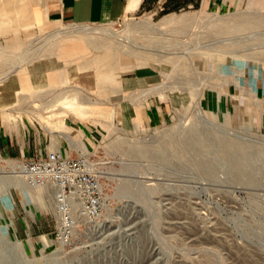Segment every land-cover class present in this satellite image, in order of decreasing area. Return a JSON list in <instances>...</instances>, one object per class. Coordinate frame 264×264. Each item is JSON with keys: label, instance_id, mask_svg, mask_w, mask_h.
<instances>
[{"label": "rangeland", "instance_id": "obj_1", "mask_svg": "<svg viewBox=\"0 0 264 264\" xmlns=\"http://www.w3.org/2000/svg\"><path fill=\"white\" fill-rule=\"evenodd\" d=\"M23 7L17 0H0L3 11ZM243 11L264 18V0L249 5L227 0L217 9L181 4L170 12V27L158 23V13L143 10L112 23H63L12 45L0 39V77L11 73L1 85L12 84L10 78L30 65L59 58L68 44L86 56L110 52L132 64L145 61L167 76L190 73V78H153L152 84L110 99L77 82L13 89L12 99L0 104V121L12 134L30 122L52 132L69 131L86 142L85 154L95 159L106 206L98 223L82 228L66 244L57 243L53 210L23 195L15 184L26 185L15 172L17 160L0 157V264H264V78H239L237 71L248 77L245 71L252 65L264 70V23L225 35L235 27L233 16ZM82 26L92 29L71 31ZM58 29L71 32L53 37ZM200 44L213 47L197 48ZM205 56L213 64L207 71L201 64ZM199 70L206 78L195 76ZM78 84L76 102L61 101L68 85ZM151 91L160 94L165 112L152 123L141 116L134 120L130 110L144 112ZM233 99L242 108L236 110ZM81 100L93 103L82 105ZM84 127L98 137L79 135ZM180 132L187 137L184 143ZM70 147L72 156L82 153ZM146 151L154 152L155 159ZM242 167L249 175L240 171L245 176L239 177ZM8 223L6 236L3 226Z\"/></svg>", "mask_w": 264, "mask_h": 264}, {"label": "crops", "instance_id": "obj_2", "mask_svg": "<svg viewBox=\"0 0 264 264\" xmlns=\"http://www.w3.org/2000/svg\"><path fill=\"white\" fill-rule=\"evenodd\" d=\"M17 1L23 3L25 7L20 8V10H0V39L7 45H12V41L19 42L20 40L30 39L41 29H55L63 23H112L120 20L124 16L132 15L143 10L152 12L153 16L158 13V23H161L166 16L170 15V10H177L181 4L192 7L201 6L202 8L217 9L225 7L227 2V0ZM166 25L170 27V22L163 26ZM74 51V47L68 44L59 58L30 65L26 71L10 78L12 84L10 82L7 83L8 81L6 80L7 82L3 83L0 87V104L7 103L12 99L13 89L29 90L45 85L58 84L59 86H64L65 84L77 82L89 90L97 89L104 98L110 99V97L116 96L119 93L122 97L125 93L130 94L133 90L152 84L154 81L153 78H190L189 70L186 71V74L179 73L173 77L170 75L167 76L165 72L160 71V68L158 69L155 65L147 66V62L145 61L132 64L126 58L118 57L117 54L110 52L88 54L86 56L80 50ZM151 59L152 62H156L155 58ZM186 64L190 68L189 62H186ZM134 66L136 67L134 68ZM259 67L252 65L250 69L245 71L248 77H238L264 78V70ZM194 73L196 72L194 71ZM199 73H196L195 76L198 78H206L205 76H201V70H199ZM195 76L193 78H196ZM80 84L77 86L78 89H81ZM70 87L68 85L67 88ZM262 89L263 91L261 93L264 98V81L262 82ZM151 92L153 93L147 96L150 104L144 108V112L140 113L137 110L138 108L136 110L132 108L130 110L131 118L138 120L137 117L141 116L140 120L152 123L162 117L165 112L164 102L161 100L160 94L157 91ZM228 94L230 95L229 88ZM232 104L236 110L242 108V104L234 103V99L232 100ZM44 112H46V109ZM18 124L16 125L17 128H19ZM27 125L26 130L23 129L21 131V128L19 129L21 133L12 134L10 128L3 121H0V157H11L16 160H22L31 158L39 153L44 155L46 151L55 148L59 149L65 155H73L74 150L68 147L67 140L58 131L52 132L45 129L46 127H36L30 124V122ZM70 128L73 132L76 131L74 127L71 126ZM78 132L79 135H82V133L84 135L90 134V130L87 127L78 130ZM14 232H17L15 227Z\"/></svg>", "mask_w": 264, "mask_h": 264}, {"label": "built area", "instance_id": "obj_3", "mask_svg": "<svg viewBox=\"0 0 264 264\" xmlns=\"http://www.w3.org/2000/svg\"><path fill=\"white\" fill-rule=\"evenodd\" d=\"M167 54L170 55V48ZM90 135L98 137L94 131ZM68 147L72 149L69 144ZM94 162L90 155L70 156L55 148L15 163V172L26 185L44 188L52 200L56 222L53 235L57 243L70 242L78 231L98 223L103 216L105 190Z\"/></svg>", "mask_w": 264, "mask_h": 264}, {"label": "bare ground", "instance_id": "obj_4", "mask_svg": "<svg viewBox=\"0 0 264 264\" xmlns=\"http://www.w3.org/2000/svg\"><path fill=\"white\" fill-rule=\"evenodd\" d=\"M243 2V3H245L246 5H249V2H250V0H240V2ZM246 11V10H245ZM245 11H243V12H239V13H236L234 16H233V18H234V20H233V25L235 26L234 28H232V27H230L229 28V30H227L226 31V33H225V35H229V34H231L232 35V33H234L235 34V32H238V31H240L241 29H243L244 30V28L245 27H248V26H254L255 24H258V23H264V18L263 17H261L260 15H262V14H260L259 16L260 17H258V14H257V12L256 11H253L252 13H253V15H254V13H255V15L257 14V16H253L250 12L248 13V12H245ZM251 11V10H250ZM260 13V12H259ZM251 14V15H250ZM264 16V15H263ZM174 19V17H172V16H166L162 21H161V24H166V23H168V22H170L171 20H173ZM226 20V19H225ZM228 20V19H227ZM209 21V20H208ZM235 22V23H234ZM207 23V22H206ZM254 24V25H253ZM205 25V24H204ZM67 27V26H66ZM264 27V26H263ZM88 27H76V28H71V29H73V30H71V31H73V32H76V33H86V32H88L89 30L91 31V29L92 28H90V29H87ZM174 28V27H173ZM260 28L262 29V27L260 26ZM180 29V28H179ZM253 29V28H252ZM231 30H232V32H231ZM235 30V32H233ZM247 30V29H246ZM70 30H68L67 31V29L66 30H57V31H54L53 32V37H54V35L56 36V34H57V36H58V34H60V35H62V34H67V33H69V32H71ZM229 31V32H228ZM245 32V31H244ZM255 32V30L254 31H250L249 33L251 34V35H253L252 33H254ZM260 32V31H259ZM263 32V31H262ZM221 33V32H220ZM242 33V32H241ZM247 33V32H246ZM261 33V32H260ZM50 34V33H49ZM250 34H248V35H246V38L247 37H251V35ZM254 34H256V33H254ZM259 34V33H258ZM262 34V33H261ZM51 36V35H50ZM50 36H48V37H50ZM222 36V35H221ZM245 36V35H244ZM220 37V36H219ZM249 37V38H250ZM45 38H47V36L45 37ZM248 38V39H249ZM50 39H52V38H50ZM198 46V47H197ZM197 46H194L193 48H200V49H209V48H212L213 46L212 45H208V44H200V45H197ZM192 49V48H191ZM189 50V49H188ZM210 50H213V49H210ZM185 52H187V51H185ZM190 50L188 51V55L189 56H191L190 54ZM247 53V52H246ZM251 53H253V52H251ZM257 53V52H256ZM253 54H255V53H253ZM202 63H205L204 64V70H206V69H211V67H212V62H210L208 59H207V56H205L204 57V61H201V64ZM206 67H208V68H206ZM207 71V70H206ZM238 71V73H239V75L240 76H245L244 75V73H243V70H237ZM12 72V71H11ZM11 73H8L7 75L5 74V76H2V78L0 77V83L1 82H4L7 78V76H9ZM8 80V79H7ZM1 85V84H0ZM79 90L77 87L76 88H69L68 90H65L64 92H62V96L60 97V99H62L61 101H63V102H65L66 100H63L64 98H66L67 99V103H70V104H73V103H75L76 102V99H75V96H74V91L73 90ZM245 94H246V92H245ZM60 100L57 102H55L54 103V105L53 106H56V105H58V103H60L61 102ZM82 101V100H81ZM102 102H104V101H102ZM88 103L89 104H92L93 102L91 101V100H88V101H82V105L83 104H86L87 106H88ZM210 122V126H211V123H213L212 121H209ZM215 126V125H214ZM213 127V126H212ZM215 127H217V126H215ZM209 128H211V127H209ZM194 129V128H193ZM218 129V128H217ZM191 130V129H190ZM213 130V129H212ZM225 130V129H224ZM191 131H193V130H191ZM190 131V132H191ZM196 133H198L196 130H194ZM228 131V130H227ZM185 132V134H186V131H183V133ZM220 132V131H219ZM231 132V131H230ZM230 132H229V135H230ZM180 133H182V132H180ZM179 133V134H180ZM183 133L182 134H180V137H181V141L180 142H183L184 143V141H186L187 140V137H186V139H184V137L183 136H181V135H183ZM215 133V132H214ZM224 133H225V131H224ZM232 133V132H231ZM60 134L61 135H63V137L67 140V142H68V144L70 145V146H72V147H74L75 149H77L78 151H81L82 153H84L85 154V149H86V142H83V140H81V141H79V140H77L76 138H75V136L73 135V134H71L69 131H61L60 132ZM223 134V133H222ZM226 134V133H225ZM224 134V135H225ZM175 134H172V136H174ZM188 135V134H187ZM227 135V134H226ZM177 136V135H176ZM195 136H196V134H195ZM198 136V135H197ZM200 136V135H199ZM228 136V135H227ZM231 136V135H230ZM183 137V138H182ZM218 137V136H217ZM176 139H174L173 137L171 138V140L173 139V140H177V137H175ZM196 138V137H195ZM228 138H230V137H228ZM228 138H226V139H228ZM234 138V137H233ZM182 139L184 140V141H182ZM198 139H201L200 141L201 142H203V143H205V141H202V139L203 138H198ZM218 139H220V138H218ZM218 139H217V141H218ZM221 140V139H220ZM219 140V141H220ZM230 140H231V138H230ZM229 140V142H232V140L230 141ZM190 141L192 142V145L191 146H193L194 145V139H193V141L190 139ZM189 141V142H190ZM196 141V140H195ZM223 141H224V139H223ZM234 141H236V140H234ZM233 141V142H234ZM175 142V141H174ZM178 141H176V143H177ZM225 142V141H224ZM223 142V143H224ZM226 142H227V140H226ZM225 142V143H226ZM232 142V143H233ZM187 142H185V144H186ZM221 143H222V141H221ZM189 144H191V143H189ZM197 143L195 142V145H196ZM144 145V144H143ZM142 146V145H141ZM145 146H147V145H145ZM182 146H184V145H182ZM227 145H221V147H226ZM237 146H239V145H237ZM245 145H243V147H244ZM144 147V146H143ZM143 147H142V150H143ZM236 146H234V148H235ZM241 147V146H240ZM146 148V147H145ZM195 147L193 146V149H194ZM197 148H198V145H197ZM227 148V147H226ZM232 148H233V145H232ZM238 148V147H237ZM245 148V147H244ZM247 148H248V145H247ZM182 149V148H181ZM222 149V148H221ZM125 150V149H124ZM134 150V149H133ZM146 150V149H145ZM152 150V149H151ZM239 150V149H238ZM241 150V149H240ZM239 150V151H240ZM137 151V150H136ZM141 151V148H140V150H139V152ZM148 151H150V150H148ZM148 151H146V152H148ZM153 151V150H152ZM196 151V150H195ZM231 151V150H230ZM245 151V150H244ZM132 152V151H131ZM151 152V151H150ZM191 152H192V150H191ZM197 152V151H196ZM195 152V153H196ZM228 152V150L226 151V153ZM236 152V151H235ZM241 152V151H240ZM240 152H239V155H238V157L241 155L240 154ZM136 153V152H135ZM143 153V152H142ZM149 153V152H148ZM147 153V154H148ZM224 153V152H223ZM231 153V152H230ZM229 153V154H230ZM234 153V152H233ZM238 153V152H237ZM247 153H249V152H247ZM137 154H138V152H137ZM152 154H154V152L152 153ZM151 153H149V157H153L154 158V155L156 156V154H154L153 156H151L152 155ZM187 155L189 154V153H186ZM194 154V153H193ZM244 154H245V152H244ZM225 155V154H224ZM236 155V154H235ZM192 156V155H191ZM232 156V155H231ZM231 156H229V157H231ZM243 156V155H242ZM248 156V155H247ZM148 157V156H147ZM148 157V158H149ZM193 157V156H192ZM191 157V159H194V157H196L195 156V154H194V157L192 158ZM227 157V156H226ZM152 158V159H153ZM197 158V157H196ZM200 158L201 157H199V160H200ZM155 159V158H154ZM243 159H245V157L243 158ZM150 160H151V158H150ZM158 160H160V158L159 159H157V161ZM163 161H164V159H162ZM195 160H197V159H195ZM205 159H203V161H204ZM230 160V159H229ZM231 160H234V159H231ZM154 161H156V160H153V162ZM245 161V160H244ZM152 162V163H153ZM162 162V161H161ZM161 162H160V164H161ZM157 163H159V162H157ZM167 163V162H166ZM165 163V164H166ZM234 163V162H233ZM198 164V163H197ZM210 164V163H209ZM245 164V163H244ZM167 165V164H166ZM232 165V164H231ZM235 165V164H234ZM248 165V163L246 164V165H244V166H247ZM162 166V165H161ZM160 166V167H161ZM156 167V166H155ZM157 167H159V166H157ZM203 167V166H202ZM205 167V166H204ZM206 167H207V165H206ZM205 167V168H206ZM210 167V166H209ZM248 167V166H247ZM200 168V167H199ZM202 169V168H201ZM207 169V168H206ZM236 169V168H235ZM204 170V169H203ZM238 170H239V173H241L240 171H246V168H238ZM248 171H249V168H248ZM251 171V170H250ZM247 172V171H246ZM253 172V171H252ZM243 173H245V172H242L241 173V175H239V177H243V176H245ZM249 172H247V174H248ZM251 173V172H250ZM206 174V173H205ZM237 175H238V172H237ZM249 175V174H248ZM16 176V175H15ZM247 176V175H246ZM251 176H252V174H251ZM248 177V176H247ZM250 177V176H249ZM252 177H254V175L252 176ZM252 177H250V178H252ZM244 178H246V177H244ZM242 180H243V178H242ZM254 180H255V178H254ZM253 180V181H254ZM244 181H246V180H244ZM14 182H16V181H14ZM247 182V181H246ZM16 184V187L18 188V190L20 191V192H22V194L23 195H28V196H30L32 199H33V201L35 202V203H39L40 204V206L41 207H43V208H53V203H52V200L50 199V197L48 196V194L47 193H44L43 194V196L41 195L40 196V193H41V190H44V188H41V189H32V188H30V187H28L27 185H23V184H21L20 182H17V183H15ZM125 189V188H124ZM27 191H29V192H27ZM30 191H36V193H32V192H30ZM37 192H39L38 194H37ZM43 192H45V190L43 191ZM38 205V204H37ZM9 226V223L8 224H4V226H3V231H4V234L6 235V236H9V233H8V231H7V227ZM44 237L45 236H43V241H42V243H43V245L45 246V241H44ZM15 242H17V243H20L21 242V240H19V239H16L15 238Z\"/></svg>", "mask_w": 264, "mask_h": 264}, {"label": "trees", "instance_id": "obj_5", "mask_svg": "<svg viewBox=\"0 0 264 264\" xmlns=\"http://www.w3.org/2000/svg\"><path fill=\"white\" fill-rule=\"evenodd\" d=\"M176 9V8H175ZM173 10H170V12H172Z\"/></svg>", "mask_w": 264, "mask_h": 264}]
</instances>
